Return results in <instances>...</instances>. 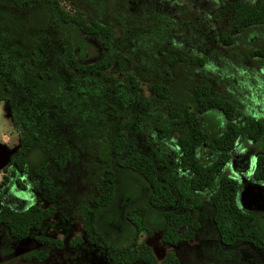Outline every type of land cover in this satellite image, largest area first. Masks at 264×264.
Wrapping results in <instances>:
<instances>
[{
  "label": "trees",
  "instance_id": "16d2710c",
  "mask_svg": "<svg viewBox=\"0 0 264 264\" xmlns=\"http://www.w3.org/2000/svg\"><path fill=\"white\" fill-rule=\"evenodd\" d=\"M60 1L0 0V70H7V55L34 65L37 45L45 38V45L53 46L50 63L56 56L75 73L63 81L51 64L34 70L40 82L35 96L46 97L47 106L56 113L47 124H36L28 95L12 89L0 77V101L10 105L11 125L18 142L1 169L12 165L31 179L42 197L51 200L59 190L57 182L65 178L68 163L77 151L86 152L87 186L72 207L82 235L74 234L65 242L46 236L39 228L52 215L53 205L30 202L22 208L10 207L1 203L0 195V225L13 239L30 236L37 245L20 251L18 256L42 260L51 248L75 247L84 241L113 264H132L136 260L143 264H178L172 249L157 259L146 239L158 233L159 241L170 245L192 240L200 228L194 203H200L201 197L208 201L213 229V235L202 240L210 238L226 246L245 242L264 256V209L241 206L238 180L225 171L238 145L247 146L245 150L250 152L253 144L249 177L264 183V120L236 122L234 104L211 93L205 82L180 75L174 76L171 83L154 82L153 100L139 105L137 111L145 115L157 140L168 134L162 118L176 121L177 130L171 140L175 167L177 172L186 173L185 188L179 190L181 196L189 197L186 202L178 200L163 175L167 160L162 156L152 158L140 148L118 119L119 110L127 115L130 99L142 89V83L123 69L122 54L112 42L115 24L121 17L116 0H80L70 9ZM228 1L232 9L231 34L218 28V40L230 47L236 38L243 54L264 62V0ZM9 39L13 42L4 43ZM84 44L98 52L91 61L76 56V47ZM161 59L168 65L164 68L167 73L177 71L182 61H193L178 52L165 53ZM117 74L124 77V85H117ZM102 83L117 85L120 97L101 106V112L107 115L103 123L98 124L96 118L85 127L82 124L90 107L83 106L73 113L70 108L64 109L63 102L71 94L72 85L82 90ZM245 150L241 151L243 157L247 156ZM7 180L1 175L0 188ZM13 181L22 187L17 178ZM195 264L218 263L205 260Z\"/></svg>",
  "mask_w": 264,
  "mask_h": 264
},
{
  "label": "rangeland",
  "instance_id": "374dc122",
  "mask_svg": "<svg viewBox=\"0 0 264 264\" xmlns=\"http://www.w3.org/2000/svg\"><path fill=\"white\" fill-rule=\"evenodd\" d=\"M79 2L80 0L60 1L67 9L76 6ZM115 4L121 12V17L118 25L114 23L115 33L112 42L122 54L125 62L123 69L129 71L142 83V89L135 91V97L130 99L127 115L124 110L118 109L120 113L118 119L123 121L125 133L135 137L140 148L147 151L152 158L162 156L167 160L168 167H165L163 175L168 179L172 192L178 200L183 198L184 202L189 201L188 195L181 196L179 190L182 186L185 188L186 173L177 172L175 167V151L171 140L177 130L176 121L163 117L162 122L166 124L168 134L157 140L147 118H144L145 115L142 112L138 115V106L153 100L154 82L171 83L174 76L180 75L205 82L211 93L231 101L235 106L233 119L236 122L254 118L264 120V62L243 54L237 48L236 38L230 47L218 40L216 33L218 28L231 34L229 25L232 9L228 0H116ZM12 42L13 40L9 39L4 43ZM45 44L46 40L43 38L37 45L34 65H27L19 58L7 55L5 66L7 70H0V77L6 79L12 89L24 91L28 95V103L33 107L36 124L44 122L47 124L46 121L53 119L56 113L47 106L46 97L35 96L40 89V82L33 75L34 70L41 69L42 65L47 63L49 66L52 65L51 69L61 76L63 81L75 76L69 66L63 61L60 62L58 58L56 60V56L52 59L54 62L50 63L49 53L53 46ZM176 52L192 57L193 61H182L177 71L171 70L167 73L164 68H168V65L161 57L165 53ZM97 53V50L89 44L76 47V56L81 61H91ZM199 59H202L201 64L198 63ZM117 80L118 86L124 85L125 79L122 74H117ZM117 85L102 83L82 90L72 85L71 94L63 102L64 109L70 108V111L75 113L83 106L90 107L82 125L90 124L96 118L95 121L101 124L107 118V115L101 112V106L107 102L114 103L120 97L116 94ZM27 110L31 113L30 107ZM11 120L9 103L0 101V144L8 150H13L18 145L17 134L11 125ZM250 145L253 146L250 152L245 150L247 146L238 145L232 152L225 171L237 180L247 181V186H252L254 183L262 185L249 177L253 151H255L254 145ZM242 150L247 152V156L243 157ZM87 160L86 152L77 151V155L67 165L65 178L57 182L59 190L51 200L42 197L31 185V179L20 174L12 165L7 166L4 171L0 168V176L5 175L8 178L0 188L1 203L19 208L30 202L40 206L51 204L54 207L53 213L41 222L39 232L63 242L74 234L82 235L80 221L74 215L72 207L87 186L85 169ZM16 178L21 183V188L14 184L13 179ZM259 190L262 191V188L260 187ZM262 196L264 198V192ZM200 199V203H194L200 221L199 231L194 238L170 245L159 241L158 233H154L146 239V242L155 257L159 259L167 250L172 249L177 254L178 264H195L205 260L215 261L218 264H260V262L262 264L257 249L252 245H237L234 249H226L227 247L217 240H202L209 237L213 229L208 201L204 197ZM246 201L240 202L238 199L240 205L242 203L244 207H251ZM260 209H264V206ZM33 245L36 244L30 236L22 240L13 239L0 225V264H113L103 256L102 252L84 241L75 247L68 248L64 245L60 248H51L52 250L42 260L23 259L18 256L20 251H26ZM259 252L261 257L262 253ZM132 264L143 263L136 260Z\"/></svg>",
  "mask_w": 264,
  "mask_h": 264
},
{
  "label": "water",
  "instance_id": "95a60500",
  "mask_svg": "<svg viewBox=\"0 0 264 264\" xmlns=\"http://www.w3.org/2000/svg\"><path fill=\"white\" fill-rule=\"evenodd\" d=\"M14 151L13 150H8L5 148V146H3L2 144H0V168L7 162L10 154ZM262 185H256V183L252 184V186H243L239 191H238V199L241 202L242 200L246 201L247 197H246V193L250 191V189H253V187H255L254 190L256 193V198L255 199H260L262 197V193L259 190V188L261 187L262 189L264 188V184L263 183H259ZM252 200V199H251ZM253 201V200H252ZM241 206H243V204L241 203ZM260 209V208H259ZM263 210V209H262Z\"/></svg>",
  "mask_w": 264,
  "mask_h": 264
},
{
  "label": "flooded vegetation",
  "instance_id": "af4514ba",
  "mask_svg": "<svg viewBox=\"0 0 264 264\" xmlns=\"http://www.w3.org/2000/svg\"><path fill=\"white\" fill-rule=\"evenodd\" d=\"M238 183H239L240 189H241L243 186H246L247 181L238 180ZM254 189H255V187H253V189H250V191L246 193V197H247L246 202L251 206L249 208L259 209L260 207L264 206V198L262 196L260 199H255L256 198V193H255L256 190H254ZM263 192H264V189H262V191H261L262 195H263Z\"/></svg>",
  "mask_w": 264,
  "mask_h": 264
},
{
  "label": "crops",
  "instance_id": "0c3cea01",
  "mask_svg": "<svg viewBox=\"0 0 264 264\" xmlns=\"http://www.w3.org/2000/svg\"><path fill=\"white\" fill-rule=\"evenodd\" d=\"M9 166H11V165H9ZM0 178H1V176H0ZM45 220V219H44ZM207 240H211L210 238H208ZM222 245V244H221ZM237 245H249V244H247V243H242V242H236V243H234V244H231V245H223V246H225V247H227L226 249H234V247H236ZM257 253H258V255H259V258H260V260H262V264H264V256L262 255L261 257H260V252H259V250H257ZM260 264H261V262H260Z\"/></svg>",
  "mask_w": 264,
  "mask_h": 264
}]
</instances>
